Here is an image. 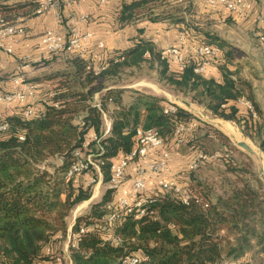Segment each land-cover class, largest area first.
Returning <instances> with one entry per match:
<instances>
[{
	"label": "trees",
	"instance_id": "16d2710c",
	"mask_svg": "<svg viewBox=\"0 0 264 264\" xmlns=\"http://www.w3.org/2000/svg\"><path fill=\"white\" fill-rule=\"evenodd\" d=\"M158 1L134 0L121 8L119 19L123 22L142 16ZM0 8L10 18L15 15L16 6L1 2ZM197 30L194 48L188 53L183 51L187 60L183 68L168 59L161 60L159 49L150 40H141L97 63L92 56L91 61L88 56H72L70 70L60 72L44 98L16 102V111L0 118V123L8 124L6 130L0 131V264H38L47 256L52 260L57 255L54 244L67 234L71 209L91 197V187L80 177L88 172L97 175L91 170L66 177L74 150L83 143L96 153V159L103 161L102 178L109 182L111 165L133 148L139 126L155 128L164 140L162 147L170 152L182 145H175L179 124L194 122L184 143L193 136L201 120L180 105L175 113L166 114L164 108L170 102L166 97L133 92L125 100V88L107 82L121 66L139 65L142 61L156 65L160 77L176 94L191 105L203 106L213 117L234 120L249 135L261 137L264 148V127L239 101L246 98L261 114L252 83L241 76L240 66L234 62L237 49L211 31ZM182 32L191 40L190 28ZM203 43L220 48L212 58L220 72L219 79L194 70L201 62L195 47ZM146 50L150 57L145 55ZM89 63L91 68L87 69ZM106 63L104 70L95 73V65ZM50 92L54 95L50 96ZM95 92H99L98 100ZM27 107L33 112L24 116ZM104 113L110 120L109 128ZM91 133L99 141L93 140ZM161 149L151 151L150 156L156 158ZM193 149L189 153L207 152L199 147ZM239 170L229 171L240 176ZM240 180L214 201L202 188H188L208 203L206 207L194 202L186 204L172 192L148 190L146 193L157 200L140 217L126 213L119 206L120 192L108 186L99 200L90 203L86 213L75 218L71 230L77 237L75 245L69 246L71 262L122 264L125 257L140 256L139 264H216L224 259H239L250 251L246 264H264V185L259 176ZM108 204L120 212L113 222L103 220ZM48 248L52 254L47 253Z\"/></svg>",
	"mask_w": 264,
	"mask_h": 264
},
{
	"label": "built area",
	"instance_id": "2783aa9c",
	"mask_svg": "<svg viewBox=\"0 0 264 264\" xmlns=\"http://www.w3.org/2000/svg\"><path fill=\"white\" fill-rule=\"evenodd\" d=\"M35 13L43 14L48 10L55 11V20L58 25L63 23V15L61 14V6L65 0H34ZM72 2L75 0H66ZM105 0H101L104 2ZM209 6H222L236 16L247 19L256 14L255 5L252 0H201ZM264 1V0H257ZM257 21L260 23V29L256 32L259 43L264 46V13L256 15ZM88 20V15L80 13L77 16L70 17L66 30L56 28L47 29L40 38V48L45 52L46 58L49 59L54 54L67 53L70 56L87 57L92 52L90 40L93 36L90 31H83L80 24ZM26 32L23 23V15L17 14L12 18L8 17L0 8V49L7 53H14L15 45L20 36ZM183 35H180V42L175 45H166L159 49V58L161 60L168 59L172 63L183 68L187 65V60L182 49ZM102 47L103 43L100 41L97 44ZM195 53L200 57L201 62L195 66L194 70L199 73L206 71L208 64L220 53V48L217 45L203 43L195 47ZM145 55L150 57L151 53L146 50ZM108 66L106 64H98L94 66L95 73H100ZM91 68V64L87 65V69ZM15 89L12 91L0 92V105L4 101H16L18 103H25L28 99L35 97L38 91V84L35 82L24 81L20 74L13 78ZM54 92H50V96ZM245 104L253 113L257 115L253 104L246 99L239 100ZM99 105V103H98ZM175 101H170L164 108L166 114H173L177 111ZM30 107L25 108L24 116L32 114ZM105 115V113H104ZM106 127H110V122L105 118ZM195 123L188 125L179 124L175 129V145H181L185 142L187 134L194 128ZM7 123H0V131L6 130ZM90 137L99 141L96 134L91 133ZM23 139V136H20ZM164 140L159 132L153 127L139 126L135 132V145L130 152L120 160L111 165V178L109 186L117 189L120 192L119 206L126 213H133L135 217H140L147 212L148 205L156 202L157 197L146 193L148 191V182L152 180L153 186L165 192H172L180 197L183 202L189 204L194 202L203 207L208 203L201 197L195 196L191 191L186 190L181 181V175L184 173L175 171L169 172L168 164L171 156L169 149L162 147ZM162 148L156 158L150 156V152ZM219 151L215 152H194L187 163L186 172L190 173L197 170L203 164L216 160L220 157ZM132 162H135V169L130 179H126L127 168ZM101 159H96V153L88 147L87 143H83L82 147L74 150V160L66 171V177H72L76 174H81L86 171L94 170L97 178L100 180L102 176ZM184 179H188L184 178ZM96 180L93 177L89 182ZM108 213L104 216L105 221L113 222L116 220L120 212L116 210L112 204L107 205ZM84 229L81 228L80 232ZM67 236L69 238V246L75 245L74 240L77 235L69 229ZM48 254H52L51 248L47 249ZM53 260L58 263L60 256L53 255ZM142 261L140 256H128L123 259L122 264H139ZM38 264H42L38 262ZM216 264H246L241 258L239 259H224ZM249 264V263H247Z\"/></svg>",
	"mask_w": 264,
	"mask_h": 264
},
{
	"label": "crops",
	"instance_id": "0c3cea01",
	"mask_svg": "<svg viewBox=\"0 0 264 264\" xmlns=\"http://www.w3.org/2000/svg\"><path fill=\"white\" fill-rule=\"evenodd\" d=\"M32 1L34 0H0V3L10 4V7L16 6L13 12L15 15H23V23L26 28L25 34L19 37L15 45L14 53H7L0 49V92L14 90L15 83L13 82V78L17 74H20L24 81L38 84L37 94L30 99L32 101L44 98V94L51 88V82L59 77L60 72L62 70H70L68 69V65L71 63L72 58L67 53H58L47 59L45 52L39 45L41 36L49 28L66 30L69 18L77 16L80 13L88 15V20L80 24L81 29L84 32L90 31L93 34L90 40L92 52L88 55L87 60L91 61L92 56L96 63L123 52L141 40L154 42L158 49L166 45H175L180 42L179 38L183 34V28H190L192 32L191 40L185 36L182 41L183 51L188 53L194 48L197 40L195 36H199L197 29H201L200 26L203 20H207L208 23H212L214 26L216 23L226 25L235 22L244 28L253 29L256 33L260 29V23L257 21L256 15L264 13V1L257 0H252L255 5L256 14L247 19L236 16L233 12L228 11L222 6H209L201 0H159L157 2L159 4L147 10L144 15L122 22L119 19L121 8L126 4L132 3L134 0H105L104 2H101V0H75L67 2L65 0L60 9L63 15V23L58 25L55 20L54 10H48L43 14H36L34 11L36 4L35 1L34 3ZM155 16H158V18L154 19ZM203 30L208 31L206 29ZM210 31L217 36L219 35L214 30ZM224 39L227 40L226 38ZM100 41L103 43L102 47L97 46ZM227 41L231 45H234L230 40ZM234 62L237 63V66H240L241 73L244 65L237 58V53L235 54ZM205 74L207 77H215L216 79L221 77L218 68L212 63V60L208 64ZM112 86L115 87V85ZM95 98L98 100L99 92L95 93ZM177 103L179 104V102ZM192 105L193 107L196 106ZM182 107L191 110L187 106ZM14 111H16V101H4L0 105V118H4ZM200 112L205 117L203 112ZM254 117L258 118V116ZM105 118L110 122L106 113L104 121ZM210 120L232 137L236 143L242 140L240 131L229 121L220 118H210ZM249 145L256 154L259 153L254 145ZM175 153L179 156L174 155L173 159H169L168 170H173V172L186 170L189 161L187 155L191 153L184 155V163L175 160L177 159L176 157L183 158L181 156L182 152L177 151ZM170 157H172V152ZM134 169L135 164H130L127 168L126 179H130L134 173ZM152 186L151 180L148 182L147 189L149 191L154 190ZM55 250L57 252V249ZM250 254L251 252L248 251L246 256H241L240 258L243 261L249 260L248 256ZM67 255L69 256L68 264H72L69 251ZM42 264L54 263L49 258H46Z\"/></svg>",
	"mask_w": 264,
	"mask_h": 264
},
{
	"label": "rangeland",
	"instance_id": "374dc122",
	"mask_svg": "<svg viewBox=\"0 0 264 264\" xmlns=\"http://www.w3.org/2000/svg\"><path fill=\"white\" fill-rule=\"evenodd\" d=\"M201 23V29H206L208 31L214 30L220 35H218L219 37L226 38L233 42L234 45H232V47L233 49H237V58L241 61V64L244 65L240 74L243 78L248 79L252 83L255 99L262 110L261 114L258 115L257 113L256 116H258V121H260L259 124L264 127V46L259 43L253 29L244 28L238 23L231 22V24L226 25L216 23L215 26L212 23H208L207 20H203ZM155 66H152L147 61H142L139 65L126 64L118 68L116 73L111 75L107 82L124 87L125 93H123L125 100H129L131 97L130 94L133 92L164 96L168 100H177L180 105L187 106V108H190L195 113L194 115L196 118L201 120L193 136L189 138V141L179 146L177 150L175 149L170 158L173 159L174 155H178L175 152H182L181 156L183 158L176 157L177 159L175 160L184 163V155L194 150L195 148L193 149V147H199L209 153L219 150L223 157L207 162L191 173L186 172L184 169L180 170L179 172L184 173L181 175L184 188L186 190H188V188L197 189L198 191L200 190L199 188H202L208 196L211 197L212 201H214L217 195H226V191L230 186L236 182H240L241 178L254 179L257 176H261L262 178H260L264 185V171L261 172V167H264V148L260 145L261 137L256 134L249 135L248 131L242 130L241 126L234 120L211 116L201 105H196L194 107L193 105H186L182 102V100L186 99L172 90V87L160 77L159 71ZM241 99L246 98H239V100ZM200 111L203 112L205 117L200 114ZM210 118H220L229 121L240 131L242 140L254 145L259 153L256 154L249 149L240 147L232 137L212 123ZM190 155H187V159H189ZM230 168H239L240 176L229 171ZM169 172H173V170H169ZM82 175L83 176L80 177L81 182L83 181L84 184L91 187V197L76 204L71 209L67 217V233L69 229H71L76 216L86 213L90 203L99 200L106 187L109 186V182L103 181V174L100 180L97 178V175L92 176L90 172ZM93 177H96V180L89 182ZM187 177L188 179H184ZM152 188L157 191L160 190L153 186ZM54 245L56 246L55 249H57L56 256H60L61 258L56 264H68L69 256L67 254L69 251V238L67 234L59 237V241L55 242ZM48 257L49 256H47V258ZM52 261L55 264L53 259Z\"/></svg>",
	"mask_w": 264,
	"mask_h": 264
},
{
	"label": "water",
	"instance_id": "95a60500",
	"mask_svg": "<svg viewBox=\"0 0 264 264\" xmlns=\"http://www.w3.org/2000/svg\"><path fill=\"white\" fill-rule=\"evenodd\" d=\"M183 102H184L185 104H187V105H190V103H189L188 101H186V100H183ZM237 144H238L240 147L244 148V149H249V150H251L252 152H254L253 149H252V147H251L246 141H244V140H240V141H238ZM263 171H264V167H261V172H263Z\"/></svg>",
	"mask_w": 264,
	"mask_h": 264
}]
</instances>
